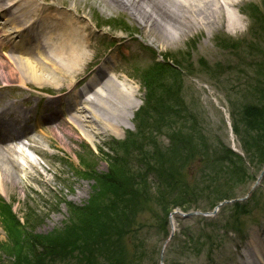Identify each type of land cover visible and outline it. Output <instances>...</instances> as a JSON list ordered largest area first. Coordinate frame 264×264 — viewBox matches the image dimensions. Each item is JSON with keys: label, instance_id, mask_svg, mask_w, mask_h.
I'll return each instance as SVG.
<instances>
[{"label": "rangeland", "instance_id": "obj_1", "mask_svg": "<svg viewBox=\"0 0 264 264\" xmlns=\"http://www.w3.org/2000/svg\"><path fill=\"white\" fill-rule=\"evenodd\" d=\"M34 1L41 7L39 9L50 10L42 13L51 20L45 19L46 22H53V33L58 34L59 40L69 41L64 51L60 50V44L56 46L58 53H66L63 58L66 60L76 55L81 65L76 66L73 82L62 76L57 80L58 87L54 85V80L41 89L34 84H29L27 89H17L16 85H0L4 87L0 89V97L6 103L0 102V106L4 104L5 108L10 107L1 113L2 117L5 116L7 121L17 118L19 122L25 117L22 126L32 119L27 136L22 135L5 146L10 151V160L18 163L19 170L13 180L4 179V184H0V264L14 262L11 255L1 248L9 240L5 226L9 218L6 214L19 217L22 222L32 215V220H39L36 235L48 236L59 231L72 217V208H90L92 200L98 201L107 194V189L100 187L101 183L112 171L115 173L118 163L117 168L124 171L121 178L132 184L134 179L139 186L135 188L141 191L146 188L154 195L157 192L154 182L157 180L153 174H157V165L161 167L162 162L169 157L168 148L175 143L177 136L193 135V118L197 120L198 130L206 135L205 141L201 140L204 136H197L194 145L205 148L208 144L210 158L217 145L219 150L228 146L242 153L240 149L248 133L241 113L250 105L264 106V93L256 94L264 91V23L263 32L258 27L251 33L255 23L243 11L255 3L264 15V0H243L241 7L226 15V27H223V23L217 26L214 22H210L214 25L209 24L208 21L213 17L206 14L203 17L205 23L201 22L202 18H197L198 14L189 19H176L168 14L166 20H159L152 28L136 19L135 9L106 6L102 0H77L80 7L78 12L71 10L76 0H60L59 4L54 0ZM31 2L26 5H31ZM61 4L67 7L63 8ZM139 7L152 13L150 4L140 3ZM236 20L245 21V26ZM233 23L235 26L229 28ZM43 34V39L49 38V32L44 31ZM223 38L228 39L223 41ZM9 50V47L0 49V54L12 53ZM164 57L174 59L179 66L195 70L191 76L184 72L186 80L182 76L183 79L172 77L173 72L161 80L164 88L172 85L178 93L181 104L169 106L175 110L174 113L158 118L150 111V119L146 124L141 121L136 123L134 119L126 120L127 116L118 110L117 115H121V118L116 120L119 123L116 133L112 130L107 132L103 125L93 123L95 146L80 136L77 127L75 131L71 130L75 111L59 115L52 126L42 125L45 123L41 121L43 117L53 118L57 113H62L66 100L74 99L82 89L88 91L90 80L95 77L101 63H105L107 69L98 80L101 77L104 80L88 92L86 99L94 100L98 94L109 110L116 111V103L105 96L108 92L107 81L114 79L131 87L143 106L146 90L142 75L153 63ZM47 77L51 78L49 73ZM70 89L73 90L69 96H61V93ZM40 101L41 105L49 108L48 111L38 113ZM77 101L80 102V99ZM86 105L83 102L78 106L80 113L77 114L82 117L93 116L89 111H84ZM93 110L95 112L96 108ZM100 112L111 116L109 112ZM57 126L61 130L58 131ZM45 132H49L50 139L42 138ZM52 132H59L64 141L59 139L58 134L52 136ZM130 133L135 134L136 138L128 140ZM125 140L133 147L128 158L122 156L126 149L120 143ZM220 151L225 153L224 150ZM213 160L206 156L203 161H189L183 171L188 174V185L194 186L196 176L208 183L207 175L214 170L210 165L214 163ZM251 161L253 163L248 161V174L243 181L218 182L235 199L243 200L250 194L254 183L250 176L260 178L263 172V162L256 155ZM224 173L221 176H231L228 170ZM108 195L111 193L108 192ZM210 197L209 194L197 192L188 195L183 204L194 208L193 211L197 208L208 211L212 207L209 206ZM238 204H241L239 208L230 204V208L222 209L215 218L198 216L181 220L175 217L177 233L165 249V264H241L243 254L250 250L249 243L253 237H258L264 244V177L251 198ZM169 206L174 207L172 203ZM138 209L136 223L125 241L126 253L135 264L140 253L144 256L143 264H161V253L166 244L164 234L171 229L168 226L163 232L164 221H160L164 218L162 209L151 202V198L147 205ZM157 211L161 219L154 215ZM210 213L212 215V211ZM80 214L83 215L84 211H80ZM89 258L87 254L76 264H87ZM128 262L131 263L129 259Z\"/></svg>", "mask_w": 264, "mask_h": 264}, {"label": "trees", "instance_id": "obj_2", "mask_svg": "<svg viewBox=\"0 0 264 264\" xmlns=\"http://www.w3.org/2000/svg\"><path fill=\"white\" fill-rule=\"evenodd\" d=\"M259 11V10H258ZM178 67H177V66ZM204 66V64H202ZM180 66L176 62L158 63L153 69L149 70L146 77L145 88L148 90L146 105L138 115V122L146 123L149 121L151 112L155 117L161 118L167 114L174 113L169 106L180 104L178 93L171 85L164 88L161 80L165 75L174 73L172 77L181 79ZM181 68V67H180ZM209 70V68H208ZM155 81H158L156 84ZM158 92H161L158 95ZM262 94L257 92L256 94ZM151 111V112H150ZM180 116V115H179ZM244 128L247 130L248 137L244 138L242 150H244L246 159H243L228 148L216 146L214 155L210 158L208 144L205 148L194 145V139L197 136H204L201 140L205 141L206 135L197 128V120L193 118L191 131L193 135L186 136L180 134L175 138L173 148L169 149V157L162 162V169L158 179L167 189L159 196L156 195L153 201L162 209L164 219L171 213L173 208L181 206L185 202L186 194L192 186L188 185V174L183 171L189 161L199 159L203 161L206 156L214 163L212 174H208L209 182L200 181L194 184V190L201 195L210 194L209 206H217L219 202L229 200L233 195L224 190V185L218 182L226 180L229 182L243 181L247 176V162L256 155L264 165V106L250 105L241 113ZM248 146V147H247ZM200 150H207L200 152ZM158 153V152H157ZM223 154V155H222ZM116 167L115 173L112 171L110 176L102 181L101 188L107 189L111 195L107 194L93 201L90 208L80 209L72 208L70 211L72 217L68 224L61 230L48 234V236L36 235L37 222L26 218L23 222L19 217L6 214L9 222L5 223L9 240L2 248L3 252L11 255L12 264H76L80 263L83 256L90 255L87 264H135L133 259L128 256L125 250V241L131 234L134 227L135 218L139 207L144 206L150 201L147 196L151 190L135 189L131 181H125L121 178L124 171ZM225 170L231 173V176L225 177L221 174ZM158 172V170H157ZM118 174V175H117ZM250 178H252L250 176ZM248 177V179H250ZM247 179V180H248ZM253 179V178H252ZM247 184L249 182L246 181ZM207 184L210 186H207ZM167 190L169 192L167 193ZM215 197V198H214ZM170 202L174 207H170ZM191 209L187 207L186 211ZM84 211V214H80ZM140 262L142 257H136ZM128 259L131 263L128 262Z\"/></svg>", "mask_w": 264, "mask_h": 264}, {"label": "bare ground", "instance_id": "obj_3", "mask_svg": "<svg viewBox=\"0 0 264 264\" xmlns=\"http://www.w3.org/2000/svg\"><path fill=\"white\" fill-rule=\"evenodd\" d=\"M5 1L6 0H0V18L5 21L4 23H0V47L2 48L7 45V43H11L13 46L11 47L12 53L8 55L0 54V85L7 87L16 85L15 88L17 89H21L22 87L27 89L29 84H34L41 89L42 86L52 84L54 80L55 84H53L58 87L59 84H57V80H60L62 76H64V79L73 82L76 66L81 65L80 58L75 55L72 59L66 60L63 59L66 53H58L56 46L60 44V50L64 51L66 47L69 46V41L62 42L63 39L59 40L57 37L58 34L53 33L55 31L53 22H46L48 19L45 18V13H42L43 10H37L32 6L35 1L31 5H26L28 2H31V0H10L11 2L6 5L4 4ZM54 1L58 4L60 3V0ZM54 1L51 5L54 4ZM242 1L243 0H102L103 4H106V6L113 7L114 5L128 8L129 10L135 9L134 16H136V19L138 21L142 20V23L150 28L155 27L154 24H158L159 20H166L168 14L176 19L180 17L182 19H189V17L198 14L197 18H202L201 22H204L203 17L206 14L213 17L208 21L209 24L214 25L210 23L214 22L217 26L223 23V27H226L225 25L227 24L224 22L226 20V15L231 14L233 9L241 7ZM140 3L150 4V7L152 6V13L147 10H142V8L139 7ZM202 5L205 7H201ZM62 7L65 8L67 6L62 5ZM155 7L156 10L153 11ZM15 9L17 10L15 11ZM71 10L77 12L80 10L77 0L75 6ZM46 11L49 12L50 10ZM40 21H42L43 30L49 32V38H47V42H44V44L47 43L49 45V50L47 49V51H45L46 48H43L44 44H41V41H39L40 37L39 39L35 38L33 35L34 31L27 29L31 23V25H34V28L35 26L37 27V25L40 26ZM198 22L201 23L200 21ZM236 22H242L245 26V21L236 20ZM229 26V28H232L235 24L233 23ZM51 47L53 51L49 52ZM106 69V66H101V71L105 72ZM48 73L51 78L47 77ZM106 88L108 92L106 91L105 96L107 99L116 103V111L109 110L108 106L102 103L101 97L98 94L95 95L94 100H86L84 102V104H87L84 111H89L91 114H94V117L80 116L77 114L80 113L78 111L77 101H74V103L69 102L72 108L77 104L73 110L76 114H74L71 119L73 125L71 130L75 131L77 127L80 136L90 141L94 146L95 137L93 134L95 127H93V123H97L100 126L103 125L107 129V132L112 130L116 133L119 126L116 120L121 118V115H117L118 110H121L122 113L127 116L126 120L132 121L136 112L143 104L128 85L110 79L106 83ZM101 96H104V94ZM0 102H5L3 97H0ZM4 104L0 106V184L2 185L4 184V179L13 180L14 175L17 174V170H19L18 163L14 160H10V151L5 149V146L8 142L22 136V134L27 136V133L22 130L24 129V125L22 126V124L25 118L22 117L23 120L19 122L17 118L7 121L2 117V114L5 112L4 110L10 108L7 106L5 108ZM13 104L14 103L11 105ZM93 108H96L95 112ZM12 110L16 109L12 108ZM100 111L109 112L111 116L107 117L108 115L105 116L101 114ZM26 114L28 115L27 112ZM54 122L47 119L44 124L52 126ZM30 123L31 121L28 123V126ZM56 129H58V131L61 130L59 126H57ZM60 133L62 134V131ZM60 133L52 132L51 135L54 136V134H58L59 139L64 141V137H62ZM42 138L50 139L49 132L43 133ZM34 149L39 151L37 148ZM40 151L42 150L40 149ZM40 154L43 155L42 153ZM155 189H157V192H155L154 196H159L165 191L164 187L161 185L157 186V188L155 187ZM249 247L252 251L248 250V252L243 254L241 264H264V244L260 239L258 237H253L249 243Z\"/></svg>", "mask_w": 264, "mask_h": 264}]
</instances>
